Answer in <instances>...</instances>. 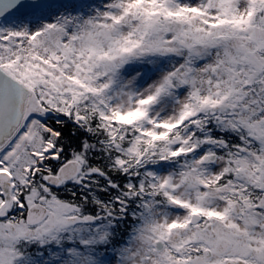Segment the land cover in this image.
Returning <instances> with one entry per match:
<instances>
[{"label": "snow or ice", "instance_id": "snow-or-ice-1", "mask_svg": "<svg viewBox=\"0 0 264 264\" xmlns=\"http://www.w3.org/2000/svg\"><path fill=\"white\" fill-rule=\"evenodd\" d=\"M0 264H264V0H0Z\"/></svg>", "mask_w": 264, "mask_h": 264}]
</instances>
